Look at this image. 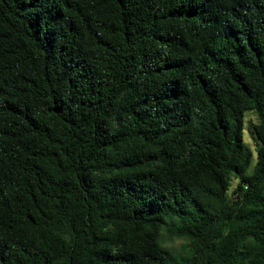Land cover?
I'll return each mask as SVG.
<instances>
[{
    "label": "trees",
    "instance_id": "1",
    "mask_svg": "<svg viewBox=\"0 0 264 264\" xmlns=\"http://www.w3.org/2000/svg\"><path fill=\"white\" fill-rule=\"evenodd\" d=\"M0 264H264V0H0Z\"/></svg>",
    "mask_w": 264,
    "mask_h": 264
},
{
    "label": "rangeland",
    "instance_id": "2",
    "mask_svg": "<svg viewBox=\"0 0 264 264\" xmlns=\"http://www.w3.org/2000/svg\"><path fill=\"white\" fill-rule=\"evenodd\" d=\"M256 122V116L254 113L247 112L245 114L244 118V129H243V140L245 145L252 151V162H251V167L248 170L250 172L252 170V167L256 163V144L258 146V140L256 139L255 135L251 133L250 130V125ZM237 181L232 180L230 188H229V193H231L233 190L236 188Z\"/></svg>",
    "mask_w": 264,
    "mask_h": 264
},
{
    "label": "clouds",
    "instance_id": "3",
    "mask_svg": "<svg viewBox=\"0 0 264 264\" xmlns=\"http://www.w3.org/2000/svg\"><path fill=\"white\" fill-rule=\"evenodd\" d=\"M163 236V232H162ZM157 243L162 247V248H179L181 245L189 243L188 239L183 236H164L163 239H158Z\"/></svg>",
    "mask_w": 264,
    "mask_h": 264
}]
</instances>
